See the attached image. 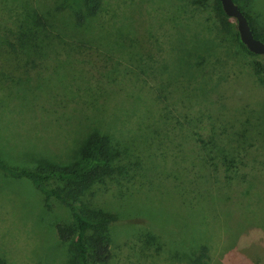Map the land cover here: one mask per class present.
I'll return each mask as SVG.
<instances>
[{
  "label": "rangeland",
  "instance_id": "obj_1",
  "mask_svg": "<svg viewBox=\"0 0 264 264\" xmlns=\"http://www.w3.org/2000/svg\"><path fill=\"white\" fill-rule=\"evenodd\" d=\"M74 1L0 0V50L4 45L2 41L10 34L6 30H11L14 18L10 14L20 5L48 11L52 35L63 36L72 30L73 16L68 5H73ZM199 1L102 0L96 28L90 32L102 40L99 48L106 52L107 42L117 35L125 38L128 34L132 39L123 50L118 49L112 63L118 71L112 76L123 87V91H119L122 94H109L107 102H103L101 89L104 88L91 82L87 84L81 79L89 77L86 73H72L64 64L49 70L45 78L36 77V82L42 84H28L27 91L23 86L30 78L26 80L21 70L12 71L5 64L0 71V159L12 168H33L41 157L56 163L70 159L78 144L71 131L76 124L83 128L90 122L92 127L100 126L102 130L115 133L121 127L124 129L123 115L119 104H115L119 101L115 100L121 95L136 93L139 86L140 97L145 92L144 87L153 95L154 86H158V76L151 69L138 74L137 67L143 68L142 64L148 63L157 71L166 65V70L159 71L165 80L166 73L175 67L178 49L186 37L204 45L201 53L204 63L198 67L201 70L180 87L194 102L192 110H204L203 113L211 117L223 116L231 129L246 130L252 145L247 147L239 171L243 176L233 177L226 185L221 174H217V182L210 183L213 189L208 192L222 199L211 211L207 207L203 209L208 211V216L202 223L195 207L187 209L179 204L180 198L175 199L178 194L172 193L157 208L152 201L150 212L139 213L125 211L122 206L125 200L119 198L115 183L92 184L90 191L95 195L94 201L128 216L125 224L111 229L108 264H186L185 255L199 243L208 246L205 264H264V73L254 75L250 65L253 60L264 64V56L247 54L237 44L230 43L235 24L231 23L229 33H225L221 29L224 21L219 22L214 15L212 0ZM245 10L255 25L264 29V0H250ZM129 50L137 53L132 59H129ZM128 69L133 73L123 77L122 73ZM199 83L205 94L194 96L195 92L202 93L196 91ZM182 92L173 94L179 97ZM46 99L49 107L42 105ZM51 103H60L64 112H55ZM123 121L127 127L133 125L131 117ZM177 169L178 175L177 171L167 168L159 175L160 179L167 181L175 174L182 185H188L187 176L193 172L191 166L185 161L179 162ZM150 181L158 185L156 180L151 178ZM48 185L60 186L54 182ZM207 185L200 186L206 188L202 189L205 195ZM130 189H136L135 185ZM161 190L164 189L161 187ZM162 194L155 197L160 198ZM41 202L40 194L28 181L0 173V254L8 264H65L69 253L65 244L56 242L53 222L68 221L70 217L57 202L50 210L44 209ZM147 234L156 236V245L146 242ZM238 234L242 239L235 243L234 237Z\"/></svg>",
  "mask_w": 264,
  "mask_h": 264
},
{
  "label": "trees",
  "instance_id": "obj_2",
  "mask_svg": "<svg viewBox=\"0 0 264 264\" xmlns=\"http://www.w3.org/2000/svg\"><path fill=\"white\" fill-rule=\"evenodd\" d=\"M232 1L245 16L253 37L264 43V29L257 27L245 10L250 0ZM211 2L216 19L224 21L221 29L228 34L229 25L235 24L234 19L224 15L218 0ZM101 4L102 0H76L73 5L69 4L73 26L68 33L65 31L64 40L63 36L52 35L48 11L44 12L28 4L20 5L17 11L10 14L14 18L11 19V30L6 29L10 33L8 39L2 41L4 45L0 50V71L6 65L12 71L21 70L25 73L26 80L30 78L23 86L27 91L26 87L34 84L36 77L45 78L44 74L49 70L58 68V64H64L72 73H86L89 76L81 77L82 81L104 88L101 89L104 92L103 102H107L109 94L115 96L118 92L119 95L123 87L112 76V73L118 72L112 63L117 58L115 54L118 49L123 50L132 39L128 34L125 38L117 35L107 42L104 49L106 52L99 48L103 44L102 40L93 37L90 32L96 28ZM186 38L178 49L175 67L166 73L165 80L159 71L166 70V65H162L157 71L148 63H145L146 66L142 64L143 68L137 67L138 74L151 69L158 76V86H154L156 91L153 95L144 87L145 92L140 97L139 86L136 88L137 94L121 95L120 99L115 100L119 101L115 104H119L123 119L131 117L135 126L127 127L122 119L124 129L121 127L115 133L108 129L102 130L100 126L92 127L90 122L83 128L76 124L71 131L78 144L65 163L41 157L33 168H12L0 159V173L12 179L28 181L35 192L40 194L44 209H53V203L57 202L67 210L70 220L53 222L56 242L65 244L69 253L65 264H108L111 259V229L114 225L125 224L128 217L94 201L95 195L90 191L94 183H115L119 198L128 202L126 205L125 201L122 203L125 211L135 210L139 213H148L149 208L153 207L151 203L154 202L156 207L172 193L178 194L179 197L175 196V199L178 201L180 198L179 204L187 209L195 207L202 223L208 216V211L203 209L207 207L211 211L212 206L222 199H217L208 192L217 182V174H221L226 185L233 177L243 176L239 171L244 163L247 147L252 145L249 144L251 142L246 136V130L231 129L223 116L211 117L203 113L204 110H192L194 102L184 93V88L180 87L183 82L187 84L204 63L201 55L204 45L200 46L190 41L189 37ZM231 42L245 53L254 55L239 41L235 26ZM128 52L131 54L129 59L137 54L132 50ZM111 64L112 67H109ZM250 65L254 75L264 73V64L253 60ZM128 70L122 73L123 77L127 73H133L131 69ZM177 76L182 77L181 81ZM36 83L42 84L38 80ZM180 90L183 92L179 97L173 94ZM198 90L202 93L192 92L194 96L205 94L200 83L196 87V91ZM51 104L55 112H64L60 103ZM42 105L49 107L47 99L42 101ZM184 161L193 170L190 176L186 174L188 185H182L175 174L167 181L166 178L160 179L159 175L167 168L177 171L178 175V164ZM184 170L185 166L182 167V172ZM151 178L158 185L152 183ZM50 182L60 186H50ZM211 182L214 183L209 187ZM205 183L208 184L207 195L202 190L206 188L200 187ZM80 185L82 187L78 189ZM134 185L136 189L131 190ZM152 186L151 192H148ZM161 193L160 198L155 197ZM134 196L137 198H133ZM146 199L151 202L145 201ZM170 200L174 202L173 199ZM129 201L134 203L130 204ZM187 217L189 218L188 215ZM241 237L238 234L237 238L234 237V242L242 239ZM145 238L147 243L156 245V236L147 234ZM193 248L185 255L186 264H205L208 259L206 243H199ZM0 264H8L1 254Z\"/></svg>",
  "mask_w": 264,
  "mask_h": 264
},
{
  "label": "water",
  "instance_id": "obj_3",
  "mask_svg": "<svg viewBox=\"0 0 264 264\" xmlns=\"http://www.w3.org/2000/svg\"><path fill=\"white\" fill-rule=\"evenodd\" d=\"M224 15L234 19L239 41L252 54L264 56V43L252 35V31L242 11L232 0H218Z\"/></svg>",
  "mask_w": 264,
  "mask_h": 264
}]
</instances>
